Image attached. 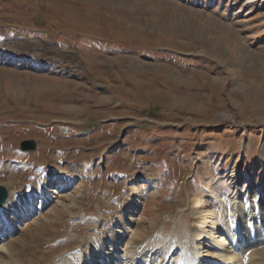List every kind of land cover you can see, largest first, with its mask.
Returning <instances> with one entry per match:
<instances>
[{"label": "rangeland", "instance_id": "rangeland-1", "mask_svg": "<svg viewBox=\"0 0 264 264\" xmlns=\"http://www.w3.org/2000/svg\"><path fill=\"white\" fill-rule=\"evenodd\" d=\"M118 1L0 0V264H264V0Z\"/></svg>", "mask_w": 264, "mask_h": 264}, {"label": "bare ground", "instance_id": "bare-ground-1", "mask_svg": "<svg viewBox=\"0 0 264 264\" xmlns=\"http://www.w3.org/2000/svg\"><path fill=\"white\" fill-rule=\"evenodd\" d=\"M105 1H107L108 3H114V4H116V3H119V1L118 0H105ZM103 2V1H102ZM120 2H121V4L123 3V0H120ZM118 5V4H117ZM237 15V13H235L233 16H236ZM239 15V14H238ZM174 17V16H173ZM238 17V16H237ZM5 55H8V53H4ZM74 183H75V180L74 179H70V180H68V181H65V182H61V185H63V189H61L63 192L64 191H68V190H71V189H73L74 188ZM37 185H38V183H37ZM237 188V187H236ZM235 188V189H236ZM38 189V188H37ZM43 191H46V190H44L43 189ZM54 193V192H53ZM54 194H56L57 196H60V194L59 193H57V192H55ZM210 194V193H209ZM34 195H36V193H34ZM44 196V199L42 200V202H40V205L39 206H37V207H34V205H33V202L32 201H30L29 199H27V200H25V202L22 204V203H20V210H22L25 214H23V217L24 218H27L28 216H31V215H33V214H29L30 212H28V211H35V210H39V209H42L43 207H44V205L46 204V202L45 201H47V197H45V194H42V197ZM10 198V197H9ZM18 198V197H17ZM27 198V197H26ZM216 199V198H215ZM248 199V198H247ZM22 200V199H21ZM238 200V199H237ZM9 201H10V199L8 200V202H7V204L2 208L3 209V211L5 210V209H7L8 208V204H9ZM233 201V200H232ZM21 202V201H20ZM235 203V202H234ZM241 203V202H240ZM240 203H238L237 205L236 204H234V207L237 209V211H238V221H242L243 219H246L247 221H249V222H251V223H253L252 225H253V227H255V226H257V225H259V224H261L263 221H264V216H262L261 215V210H260V208L258 207V206H256V210H253V209H251V210H253V211H249L247 208H246V206L248 205V201L247 202H244V204L243 203H241V211H240ZM12 204V203H11ZM213 204H215V203H213ZM239 206V207H238ZM252 207V206H251ZM17 208H18V206H17ZM17 208H13V209H11L12 210V214L13 215H15V214H18L19 213V211H16V209ZM22 208V209H21ZM2 209H0V210H2ZM255 211V212H254ZM16 212H18V213H16ZM213 213V212H212ZM197 214V213H196ZM257 215V216H256ZM193 216V215H192ZM209 217V216H208ZM229 217V216H228ZM216 218V216L214 215V218L213 219H215ZM10 217L8 216V214H5V219L3 220V223H1L0 224V227H2L3 225H7L8 224V221H10ZM212 219V218H211ZM222 220H224V219H222ZM236 220V219H235ZM234 220V221H235ZM225 222H226V220H225ZM182 223V222H181ZM232 223H234V226H230V224H229V226H230V228H234V230L236 231V232H228L229 234L227 235L228 236V240L230 241V250L228 249H226L225 250V247H226V244H224V246H221V248L219 247H217L218 249H217V253H215V258H214V260H215V264H221V261L222 260H224V259H229V260H232L233 261V263L235 264L237 261H239V260H241V262L239 263V264H255V255H258L259 253H249L248 254V249H247V247L248 246H246L245 245V242H244V239H243V236H241V235H235V236H233V237H231L230 235L232 234V233H237L238 231H240V230H242V231H240V232H243L244 233V229H245V227L246 226H244V227H242V224L243 225H245L244 223H238V222H232ZM245 223H246V221H245ZM204 224V223H203ZM236 224V225H235ZM241 226V227H240ZM246 230V229H245ZM186 231V230H185ZM239 232V233H240ZM253 232H254V229H251V235L250 236H253ZM183 233L184 232H181V233H179V234H177L175 237H176V239H175V243H172L171 245H170V247L167 249V250H165V258H168V254H169V252L174 248V247H176L177 245H182V247L184 248V246H186L187 245V240H188V237H186V236H183ZM190 233V232H189ZM260 233V232H259ZM187 234V233H186ZM227 234V233H226ZM245 234V233H244ZM258 234V233H257ZM261 234V233H260ZM192 236V235H191ZM191 236H190V238H191ZM194 236V235H193ZM207 236H209L208 234L207 235H205V234H203V235H200L199 237L201 238H203V237H207ZM230 236V237H229ZM118 238V237H117ZM158 238V237H157ZM253 238V237H252ZM250 239L251 238H249V241H250ZM119 240V239H118ZM153 243H152V249H151V251H153L154 250V248L157 246V245H159L157 242V239H154V240H151ZM228 241V242H229ZM259 241H260V239H259ZM150 242V241H149ZM155 242L157 243V244H155ZM227 242V241H226ZM225 242V243H226ZM114 244L116 245L117 244V242H114ZM136 244V243H135ZM134 244V245H135ZM105 245H106V243L104 244V246L102 247V248H99V247H96V246H92V244L91 243H89V245H88V250H90L91 249V251H89L90 252V256H91V260H90V262H88V261H86V260H83L82 261V263L81 264H110V260H112L113 258V256L115 255L116 256V253L117 252H115L112 256H109V261L105 258V257H107L108 258V256H106L104 253H102L103 255H101V251L102 250H104V247H105ZM147 245V244H146ZM146 245L145 246H143V247H137L138 248V253H136L135 255L136 256H131V258H130V260H129V262H127V263H129V264H134L135 263V261L138 259V257H142V256H140V254L142 255V252H141V250L142 249H144L145 247H146ZM137 246V245H136ZM97 248V249H96ZM215 248V247H214ZM73 250V249H72ZM71 250V252H74V251H72ZM2 252V251H1ZM69 252V251H68ZM67 253V255H71L72 253ZM88 252V253H89ZM74 254V253H73ZM156 254V253H155ZM101 255V257H100V261H101V263L99 262H95V260H99L98 259V257ZM188 255H189V253H187V252H185L184 253V255L181 257V259H180V261H178V264H194L192 261H190V258H188ZM247 258V259H246ZM260 258H262V257H260ZM121 258H119V259H117V262L120 260ZM250 261V262H249ZM73 262H72V259H70V262H69V264H72ZM232 263V264H233ZM77 264H79V263H77Z\"/></svg>", "mask_w": 264, "mask_h": 264}, {"label": "water", "instance_id": "water-1", "mask_svg": "<svg viewBox=\"0 0 264 264\" xmlns=\"http://www.w3.org/2000/svg\"><path fill=\"white\" fill-rule=\"evenodd\" d=\"M19 149L23 153L36 152L39 149L38 141L36 140H26L22 142ZM9 191L6 187L0 186V209H2L8 202Z\"/></svg>", "mask_w": 264, "mask_h": 264}]
</instances>
